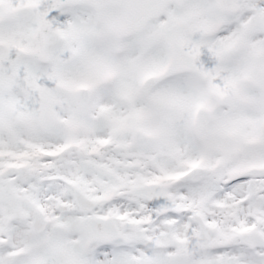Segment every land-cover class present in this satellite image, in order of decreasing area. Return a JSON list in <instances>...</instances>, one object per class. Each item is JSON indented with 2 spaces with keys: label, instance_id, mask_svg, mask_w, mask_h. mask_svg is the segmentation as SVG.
<instances>
[{
  "label": "snow or ice",
  "instance_id": "6c2138e0",
  "mask_svg": "<svg viewBox=\"0 0 264 264\" xmlns=\"http://www.w3.org/2000/svg\"><path fill=\"white\" fill-rule=\"evenodd\" d=\"M0 264H264V0H0Z\"/></svg>",
  "mask_w": 264,
  "mask_h": 264
}]
</instances>
